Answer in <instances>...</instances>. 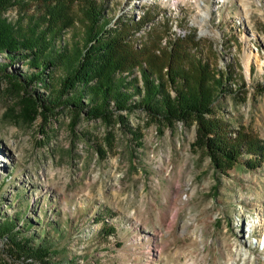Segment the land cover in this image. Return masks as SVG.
I'll return each mask as SVG.
<instances>
[{
    "label": "rangeland",
    "instance_id": "1",
    "mask_svg": "<svg viewBox=\"0 0 264 264\" xmlns=\"http://www.w3.org/2000/svg\"><path fill=\"white\" fill-rule=\"evenodd\" d=\"M96 1L107 29L141 23L130 38L153 54V70L165 75L179 44L191 56L186 66L201 63L223 75L226 89L205 117L264 147V0ZM0 2L15 4L4 11L14 22L38 17L48 0ZM74 4L72 25L56 43L68 55L84 51L89 38L87 7ZM69 58L51 74L52 89ZM4 66L19 77L27 71L0 55ZM10 88L0 71V213L20 228L27 218L28 236L46 227L59 239L54 264H264V158L243 153L218 170L197 144L193 117L170 123L142 109L122 113L120 122L61 108L26 124L15 117L20 107ZM33 89V97L51 95ZM7 247L0 239V264H23Z\"/></svg>",
    "mask_w": 264,
    "mask_h": 264
},
{
    "label": "trees",
    "instance_id": "2",
    "mask_svg": "<svg viewBox=\"0 0 264 264\" xmlns=\"http://www.w3.org/2000/svg\"><path fill=\"white\" fill-rule=\"evenodd\" d=\"M76 2L85 3L87 7L89 38L84 51L68 55L56 43L72 25L70 10ZM96 2L48 0L41 2L42 13L38 17L31 15L14 22L9 21L4 11L15 4L0 2V55L5 56L10 66L25 63L27 70L19 77L8 74L7 66L0 67L3 77L10 82V91L18 98L20 113L15 117L32 124L58 114L56 111L61 108L71 109L77 116L87 115L89 120L103 121L117 116L123 122L122 113L137 109L144 110L151 119L170 123L193 117L198 125L197 144L206 149L218 170L233 166L243 153L264 158V147L248 134L238 132L235 137L231 136L205 117L211 113L217 93L226 89L223 75L216 78L207 65L201 63L186 66V59L191 56L182 52L179 44L168 54L167 73L153 70L152 64L148 65L154 63L153 54L138 50L130 38L133 30H140L141 23L135 19L116 21L115 28L107 29L109 21ZM69 56L60 87L52 89L51 74ZM34 87H42L51 95L33 97L29 90L34 92ZM171 92L175 93L174 97ZM2 216L0 213V239H7V251L13 262L54 264L60 254L59 239L46 227L28 236L22 231L24 228L26 233L30 231L27 218L20 228L16 220ZM53 230L59 237L64 235L60 227Z\"/></svg>",
    "mask_w": 264,
    "mask_h": 264
}]
</instances>
